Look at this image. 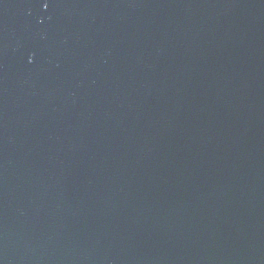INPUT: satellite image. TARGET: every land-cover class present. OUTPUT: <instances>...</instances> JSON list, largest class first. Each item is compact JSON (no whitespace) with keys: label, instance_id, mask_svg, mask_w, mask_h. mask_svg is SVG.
<instances>
[{"label":"water","instance_id":"obj_1","mask_svg":"<svg viewBox=\"0 0 264 264\" xmlns=\"http://www.w3.org/2000/svg\"><path fill=\"white\" fill-rule=\"evenodd\" d=\"M0 264H264V0H0Z\"/></svg>","mask_w":264,"mask_h":264}]
</instances>
